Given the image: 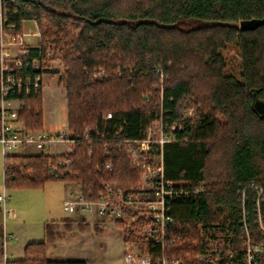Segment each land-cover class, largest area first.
<instances>
[{
    "label": "trees",
    "instance_id": "1",
    "mask_svg": "<svg viewBox=\"0 0 264 264\" xmlns=\"http://www.w3.org/2000/svg\"><path fill=\"white\" fill-rule=\"evenodd\" d=\"M15 2L22 17L36 20L42 46L62 60L57 84L74 135L86 125L98 127L110 113L128 137H137L143 118L159 108L154 70L164 72L162 104L169 122H181L180 112L189 105L196 109V119L183 120L176 131L178 141L163 148L164 177L187 190L205 185L174 204L171 252L193 262L209 248L204 235L218 226L232 230L238 242L236 192L251 182L264 187V113L254 109L256 100L264 103V25L242 31L239 24L264 18V0ZM98 69L103 75L94 78ZM18 120L25 130H42L41 92L21 100ZM101 149L93 144L88 156L87 145L77 144L63 179L48 174L49 156L10 155L4 186L68 180L89 198L104 183L137 179L123 152L113 153L112 169L104 170ZM178 206L184 214L176 213ZM47 248L44 241L27 244L21 261L5 264H85L49 261Z\"/></svg>",
    "mask_w": 264,
    "mask_h": 264
},
{
    "label": "built area",
    "instance_id": "2",
    "mask_svg": "<svg viewBox=\"0 0 264 264\" xmlns=\"http://www.w3.org/2000/svg\"><path fill=\"white\" fill-rule=\"evenodd\" d=\"M28 23L33 24V28ZM50 51L40 42L36 20L22 17L15 0H0V147L3 166L15 150L28 147V152L29 149L38 152L35 155L28 153V156H49L48 174L63 179L70 174L69 156L79 143L87 145L88 156L94 153L93 144L102 146L106 159L103 169L106 171L112 169L111 155L123 152L131 169L137 173L135 181L104 183L101 191L89 198L81 189L79 193L69 194L62 203L63 210L71 215L79 213L88 218H105L121 226V264H264V188L253 182L237 191L238 242L231 231V244L227 249L209 247L191 263L171 252L174 204L190 194L203 192V188L187 190L164 177L163 148L178 141L176 131L182 130L183 120L191 118L169 122V113L162 104L166 75L160 68L154 70L160 83L159 108L143 118L137 137H128L122 124L112 122L110 113L101 117L98 127L86 125L79 135L70 133L67 127L57 134H49L25 130L23 124L20 126L21 100L43 90L44 67L53 62ZM99 72L93 77H101L102 71ZM63 147L65 150H60ZM100 170L98 168L97 172ZM4 176L5 169L3 180ZM7 200L4 193L0 194L3 215L9 211ZM8 240L3 234L2 244ZM204 241L208 242V239L204 237Z\"/></svg>",
    "mask_w": 264,
    "mask_h": 264
},
{
    "label": "rangeland",
    "instance_id": "3",
    "mask_svg": "<svg viewBox=\"0 0 264 264\" xmlns=\"http://www.w3.org/2000/svg\"><path fill=\"white\" fill-rule=\"evenodd\" d=\"M28 26L33 28V24L31 23H28ZM50 52L53 62L51 65L44 67L45 74L43 78L45 88L41 91V94L45 97V103L42 106V130L40 131L61 132L67 127L65 126V110L60 107L62 103H65V101L63 102L60 97L55 96L53 102L49 103V101H47L49 99L47 96L51 91L55 94H61L60 89L63 91L60 87V89H56L57 80L60 74L63 73V66L61 58L56 57L52 51ZM227 55L229 56L231 53H227ZM100 70L101 69H98L96 73ZM54 71L56 72L54 73ZM154 91L158 93L160 97L159 81L155 86ZM56 100L57 104L55 102ZM189 112H191V114ZM180 114L183 118L190 116L192 121L196 119V109L191 105L181 111ZM22 124L23 123L21 122L20 126H22ZM63 148L64 151L65 147ZM14 153H19V149L15 150L11 155ZM1 176L2 184L0 182V193L4 187L3 171ZM201 186L204 191L205 185L203 182L193 186L192 188L197 187L201 189ZM5 191L7 196H11L12 193H14L16 197V204L26 210V212L28 211V221L31 222L28 224V242L32 241L39 243L42 239H44L43 230L41 228L43 221H50L54 224H63V222H65L67 224V229L64 230H62L61 227H58V230L52 228V230H49V235L44 239V242L48 246V260L73 259L86 262V264H120L119 258L121 255V247L119 231L121 230V226L119 224L113 225L109 222L107 225H102V221L100 222V219L93 220L94 217L88 218L82 214H79L80 216L74 219L72 215L63 211L62 203L68 195L71 193L75 194L81 192V185L79 183L68 180H55L42 183L40 186L35 187H8L5 188ZM178 208L179 206L176 209V213H185L183 210ZM94 221H97L96 225ZM39 223H41V225ZM215 228L216 233L211 234L212 236L210 234L204 235V237L208 239L209 247L227 249L231 244L230 240L232 237V230L223 226ZM21 242L22 240H19V243ZM9 247L10 243L7 244L4 253L0 247V253L1 255H4L5 260L9 259Z\"/></svg>",
    "mask_w": 264,
    "mask_h": 264
},
{
    "label": "crops",
    "instance_id": "4",
    "mask_svg": "<svg viewBox=\"0 0 264 264\" xmlns=\"http://www.w3.org/2000/svg\"><path fill=\"white\" fill-rule=\"evenodd\" d=\"M45 88V86H44ZM43 88V89H44ZM58 86L56 84V89L58 90ZM60 89V88H59ZM43 91V90H42ZM60 93L55 94L54 92H49V95L47 96V98H49L47 101H49V103H52L53 100L55 99V96H58L62 99V101L65 103L61 104L60 107L64 108L65 110V117H66V124L65 126H67V109H66V99H65V94L64 92L60 89ZM41 99H42V106L45 103V97L42 96L41 94ZM57 104V100L55 101ZM59 131H47L46 133L49 134H57ZM60 150H63V148H60ZM28 153L35 155L38 152L36 150L33 149H29L28 152V147L23 148V149H19V153H14V156H28ZM1 156H2V151H1V147H0V176L2 171L4 170L3 164L1 162ZM3 167V170H2ZM0 182L2 184V176L0 177ZM4 183V182H3ZM8 198L7 202H6V207L8 208V212L7 214L3 215L2 210H1V206H0V226H1V237H0V247L2 248L3 253L5 252V249L7 247V244L10 243V247H9V256H8V260H5L4 255H1L0 253V264H5L6 261H21L23 259V250L25 245L30 244V243H35L32 241L28 242V224H30L31 222L28 221V211L26 212V210L22 209L20 206H18L16 204V197L15 194L12 193L11 196H7L6 191H5V186L2 189V192L0 194H3ZM12 204V205H11ZM63 209V208H62ZM25 211V214H24ZM64 211V210H63ZM65 212V211H64ZM71 215V214H69ZM72 216L74 217V219L79 215L78 214H72ZM95 219H100L97 217H94L93 220ZM102 221V225H107V223L111 222L113 225L115 224L112 220L109 219H100V222ZM95 224L97 223V221H94ZM41 225V223H39ZM4 226V229H3ZM58 227H61L62 230L67 229V224L65 222L59 223V224H54L51 223L50 221H43L41 228L43 230V236L44 239L49 235V230H52V228L57 229ZM5 234L7 236V238L9 239L5 245L2 244V235ZM57 234V233H56ZM58 236V234H57ZM119 237H120V247H121V236H120V231H119ZM44 239H42L40 242L45 241ZM19 240H22L21 243H19ZM61 259H55V260H49V261H59ZM65 261H74V262H83L80 260H73V259H62ZM120 264H121V255H120ZM86 264V262H84Z\"/></svg>",
    "mask_w": 264,
    "mask_h": 264
},
{
    "label": "water",
    "instance_id": "5",
    "mask_svg": "<svg viewBox=\"0 0 264 264\" xmlns=\"http://www.w3.org/2000/svg\"><path fill=\"white\" fill-rule=\"evenodd\" d=\"M261 25H264V18L245 20V21L240 22L239 29L242 31L255 30L257 27H259ZM254 109L259 114L264 113V103L259 101V100H256L254 102Z\"/></svg>",
    "mask_w": 264,
    "mask_h": 264
}]
</instances>
